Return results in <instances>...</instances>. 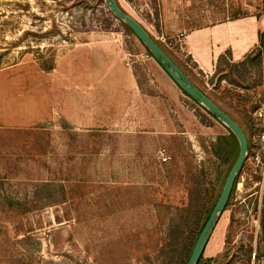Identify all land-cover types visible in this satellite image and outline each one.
I'll return each mask as SVG.
<instances>
[{
	"label": "rangeland",
	"instance_id": "1",
	"mask_svg": "<svg viewBox=\"0 0 264 264\" xmlns=\"http://www.w3.org/2000/svg\"><path fill=\"white\" fill-rule=\"evenodd\" d=\"M116 1L220 101L247 138L245 162L202 264H264V51L259 66L241 73L242 79L225 78L236 84L219 82L211 79L214 73L198 72L181 50L183 31L199 26L189 24V17H199L204 0H182L185 23L176 33L164 21L163 0ZM166 3L179 8V0ZM205 3L214 20L246 19L245 42L252 36L249 53H256L257 33L264 32V0ZM98 38L112 39L127 65L145 53L102 0H0V69L23 62L48 73L76 45ZM138 62L132 69L148 99L146 108L164 113L169 107L177 120L171 122L176 135L169 144L157 135L162 121L152 113L139 123L143 131L132 135L126 127L74 130L59 116L37 124H0V264L179 261L180 246L175 253L169 249L171 230L177 228L178 243L186 248L197 217L205 214L198 211V199L205 198L207 209L220 192L228 155L226 150L221 157L214 154L227 131L177 95L151 57L147 64ZM222 71L230 74L223 65Z\"/></svg>",
	"mask_w": 264,
	"mask_h": 264
},
{
	"label": "crops",
	"instance_id": "2",
	"mask_svg": "<svg viewBox=\"0 0 264 264\" xmlns=\"http://www.w3.org/2000/svg\"><path fill=\"white\" fill-rule=\"evenodd\" d=\"M163 1L164 21L166 18L170 33H176L185 23L182 0H179V8L171 7L166 3L168 0ZM177 1L172 0V3ZM200 10L199 17L195 14L189 17V24L199 26L183 31L181 50L189 63L208 77L214 73L216 61L225 51H230L233 63L241 62L251 51L253 37L245 42L246 19L214 20L208 15L212 10H208L205 0ZM92 41L76 45L48 73L36 64L23 62L0 69V124H37L59 116L74 130L126 127V133L132 135L143 131L145 126H138L139 123L150 120L147 113H152L162 121L157 135L165 145L169 144L168 138L176 135L171 122L177 120L169 107L164 113L155 109L149 112L148 99L142 95L132 69L138 61L147 64L148 56L145 53L133 56L134 60L127 65L117 45L111 43L112 39ZM169 83L176 88L177 95H182L173 82Z\"/></svg>",
	"mask_w": 264,
	"mask_h": 264
},
{
	"label": "water",
	"instance_id": "3",
	"mask_svg": "<svg viewBox=\"0 0 264 264\" xmlns=\"http://www.w3.org/2000/svg\"><path fill=\"white\" fill-rule=\"evenodd\" d=\"M108 11L114 18L127 26L133 36L142 43L151 54L153 60L174 83V85L195 104L204 108L219 124L223 125L235 138L238 145V155L230 169L217 201L205 222L197 240L192 248L186 264H197L204 252L208 240L223 213L228 201L231 189L238 173L245 162L248 144L247 139L240 127L202 94L182 71L165 55V53L150 38L147 32L133 18L123 13L114 0H102Z\"/></svg>",
	"mask_w": 264,
	"mask_h": 264
},
{
	"label": "trees",
	"instance_id": "4",
	"mask_svg": "<svg viewBox=\"0 0 264 264\" xmlns=\"http://www.w3.org/2000/svg\"><path fill=\"white\" fill-rule=\"evenodd\" d=\"M114 1L116 2L118 8L123 13H125L119 7L117 1L116 0H114ZM127 2H130V0H127ZM123 25L127 29V31L133 36L132 32L127 28V26L125 24H123ZM257 34H258L259 45L257 47L256 53H254V51H252L251 53L247 54L241 62H239V63H232V62H230V54H229L228 51H226L224 54H222V55H220L218 57L217 63H216V66H215V72H214L213 76L211 77V79L216 77L219 82H221V81H226L227 82L228 81L227 83H229L231 85L232 84H236L237 83V80L242 79V77H241L242 74L241 73H243L245 70H247L249 68L259 66L260 59H261V55H262V51H264V32H261L260 31ZM150 38L157 44V46L165 53V55L182 71V73L191 81V83L202 94H204L214 105H216L222 112H224V114H226L230 119H232L240 127V125L235 121V119H233V117L225 109H223V107H222V105H221V103H220L219 100H217L215 98L212 99L210 96H208L203 91V89H201L195 83V77L194 76H191L190 73H189V71H187L184 67L180 66L171 57V55L160 45V43L158 41L154 40L151 36H150ZM140 44L145 49L146 55L148 57H151L152 58L151 54L145 48V46L142 43H140ZM222 65L225 66V68L229 69V73L230 74H227L226 75L224 73V71H222ZM45 70L46 71H49V70H51V67H49V68H47ZM233 75L237 77V80L236 81L234 79H228V80H226L227 78H230L229 76H233ZM181 94L185 96V94H183L182 92H181ZM185 97L187 98V96H185ZM187 99L189 101H191L189 98H187ZM191 103L193 105H195V107L197 109H199L200 111L203 112V114L205 115L204 117H208V118L213 119L214 121H216L204 108H202L201 106L195 104L192 101H191ZM221 126H223V125H221ZM240 129L242 130L241 127H240ZM226 131H227V134L225 136L220 137L219 138V142H218V145H220V147H221V145L224 142V144H225V145L223 144L224 147H221V148L218 147L217 150H216V152H215V154H214L215 156L221 157V152H224L226 150V153H227L228 158H229V160L227 158V170L221 176V180H220V184H219V189H222V187L224 185V182H225V180H226V178L228 176V173H229L230 169L232 168L233 164L235 163V160H236L237 155H238V145H237V142H236L234 136L227 129H226ZM247 144H248V142H247ZM236 179H235V182H234L233 187L231 189V192H230L228 201L226 203L225 209L229 206V202L231 200V196H232L233 189H234V186H235V183H236ZM219 194H220V192L217 193V195L213 198V201H212L211 205L207 209L205 208V206H206L205 205V203H206L205 198L202 196L200 199H198V201H197V207L199 208V210L198 209L197 210L200 211V210H204L205 209V214L204 213L202 215L200 214L197 217L199 220L197 222H195V224L193 226L194 229L192 230L190 236H188V238H187V239H189V242L190 243L188 244V246L186 248H182L183 245H182V242L181 241L178 243V241L180 240V238H179L180 237L179 236L180 234H179L178 230H176L177 228L176 229L175 228L174 229L172 228V230H171V232H172L171 234L172 235L170 236V240H171L170 242H172V243L170 244V248H169V249H171V253H175L177 247L180 246V249H178V254H177V256L180 259H179V261L176 264H186L187 263V260H188L190 254H191L192 248H193V246H194V244H195V242L197 240V237L199 236V234H200V232H201V230H202L205 222L207 221V219H208V217H209V215L211 213V210H212V208L214 207V205H215V203L217 201V198H218ZM181 257H183V260L181 259ZM246 257H247V259H250V257H251L250 252H247L246 253ZM202 261L203 260H202V255H201V257L199 258L197 264H202ZM206 264H208V262H206Z\"/></svg>",
	"mask_w": 264,
	"mask_h": 264
},
{
	"label": "built area",
	"instance_id": "5",
	"mask_svg": "<svg viewBox=\"0 0 264 264\" xmlns=\"http://www.w3.org/2000/svg\"><path fill=\"white\" fill-rule=\"evenodd\" d=\"M163 162L165 161V160H162Z\"/></svg>",
	"mask_w": 264,
	"mask_h": 264
}]
</instances>
